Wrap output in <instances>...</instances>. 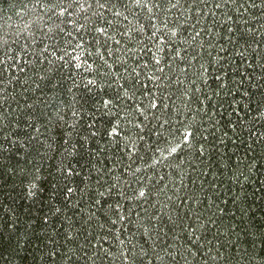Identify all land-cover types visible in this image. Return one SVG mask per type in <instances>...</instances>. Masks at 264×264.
Instances as JSON below:
<instances>
[{
	"label": "trees",
	"instance_id": "trees-1",
	"mask_svg": "<svg viewBox=\"0 0 264 264\" xmlns=\"http://www.w3.org/2000/svg\"><path fill=\"white\" fill-rule=\"evenodd\" d=\"M0 264H264V0H0Z\"/></svg>",
	"mask_w": 264,
	"mask_h": 264
},
{
	"label": "snow or ice",
	"instance_id": "snow-or-ice-1",
	"mask_svg": "<svg viewBox=\"0 0 264 264\" xmlns=\"http://www.w3.org/2000/svg\"><path fill=\"white\" fill-rule=\"evenodd\" d=\"M33 187H36L35 185H33Z\"/></svg>",
	"mask_w": 264,
	"mask_h": 264
}]
</instances>
